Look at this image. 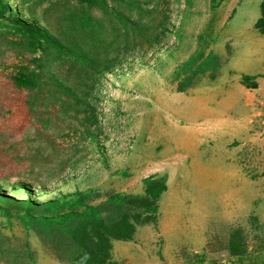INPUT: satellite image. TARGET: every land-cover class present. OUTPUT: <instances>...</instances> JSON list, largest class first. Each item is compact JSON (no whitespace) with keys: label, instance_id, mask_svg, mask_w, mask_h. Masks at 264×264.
<instances>
[{"label":"rangeland","instance_id":"374dc122","mask_svg":"<svg viewBox=\"0 0 264 264\" xmlns=\"http://www.w3.org/2000/svg\"><path fill=\"white\" fill-rule=\"evenodd\" d=\"M59 1L2 0L22 21L53 31L51 7ZM129 1L143 11L130 10ZM263 1L123 0L118 8L109 0L151 32L130 35L91 80L71 71L66 82L76 81L77 104L50 83V76L64 77L67 64L20 56L1 37L0 194L37 204L86 194L98 205L141 195L146 179L163 178L155 223L137 226L130 242L114 241V262L184 264L201 246L261 256L264 105L250 90L254 80L243 88L237 66L254 56L253 35L264 42L256 29ZM87 11L110 39L108 19ZM8 25L0 21V33ZM19 67L42 73L37 95L14 88ZM1 207L0 264H65L25 228L22 213L13 209L8 217Z\"/></svg>","mask_w":264,"mask_h":264},{"label":"trees","instance_id":"16d2710c","mask_svg":"<svg viewBox=\"0 0 264 264\" xmlns=\"http://www.w3.org/2000/svg\"><path fill=\"white\" fill-rule=\"evenodd\" d=\"M108 1L57 2L51 7L57 13V30L53 31L46 27L36 28L34 23L22 21L20 14L0 0V21L9 23L7 32L0 33V38L3 37V41L12 49H17L20 56L24 52L30 55L40 53L48 63L67 64L68 70L64 77L50 76V83L57 87L56 93H63L77 104L83 99L75 90L76 81L73 86L66 82L71 71L78 72L77 76L80 74L79 81L83 75L91 80L102 71L104 65H111L109 56H115L122 44L126 46L130 35L145 37V33L151 32L148 26L110 7ZM112 1L118 8L119 4H123V0ZM127 6L130 10L140 8L143 11L133 1L127 2ZM262 7L263 16L257 22L256 29L264 35V1ZM93 8L108 19L110 39L104 22L95 20L87 11ZM121 36L126 40L124 43L120 41ZM247 80L243 78V82ZM11 81L16 90L30 93L36 90V95L44 85L42 73L29 71L26 67L17 68ZM143 185L141 195H114L98 205L89 204L86 194L45 204H37L32 200L19 201L0 194V206L8 217L9 211L13 209L22 213L19 219L25 228L45 238L57 252V258L65 260V264H119L111 259L112 243L130 242L137 226L155 223L157 203L166 191L163 178H148ZM2 188L0 184V191ZM229 253L239 259L243 257V252L237 251L236 246L230 247Z\"/></svg>","mask_w":264,"mask_h":264},{"label":"crops","instance_id":"0c3cea01","mask_svg":"<svg viewBox=\"0 0 264 264\" xmlns=\"http://www.w3.org/2000/svg\"><path fill=\"white\" fill-rule=\"evenodd\" d=\"M256 39V46L254 56L240 57L241 64L237 66L239 70V76L247 78L248 80L243 82V88H247L244 84H249L251 80H254V84L250 90L255 92L259 96L261 105H264V42L258 36H252ZM206 250L204 246L197 248L196 250L188 251L190 256H193L191 261L184 264H264V253L261 256L257 254H251L248 257L245 256L242 259L238 257H231L229 253L224 251H210ZM178 252V251H176ZM206 252V253H205ZM196 258L194 259V257ZM167 264H181L176 262H169Z\"/></svg>","mask_w":264,"mask_h":264}]
</instances>
